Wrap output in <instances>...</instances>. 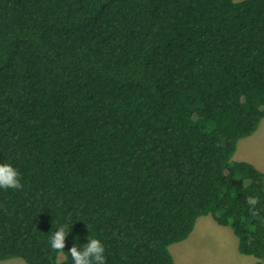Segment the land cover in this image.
<instances>
[{
	"label": "trees",
	"instance_id": "obj_1",
	"mask_svg": "<svg viewBox=\"0 0 264 264\" xmlns=\"http://www.w3.org/2000/svg\"><path fill=\"white\" fill-rule=\"evenodd\" d=\"M263 120L264 0H0V262L175 264L211 215L264 264Z\"/></svg>",
	"mask_w": 264,
	"mask_h": 264
},
{
	"label": "rangeland",
	"instance_id": "obj_2",
	"mask_svg": "<svg viewBox=\"0 0 264 264\" xmlns=\"http://www.w3.org/2000/svg\"><path fill=\"white\" fill-rule=\"evenodd\" d=\"M233 160L253 161L264 169V120L255 134L239 142ZM220 238H217L214 234L207 231L203 233L201 241L195 243L191 241L188 245L184 244L188 238L182 242L173 244L170 247V251L172 255L173 252L178 251L180 253L179 258H182L183 261L184 257L187 264H226L227 257L224 253L227 251L225 247L227 245L226 243L223 245ZM224 238L226 239V235ZM59 259H63V255H60ZM0 264H27V262L22 258H14L1 261Z\"/></svg>",
	"mask_w": 264,
	"mask_h": 264
},
{
	"label": "clouds",
	"instance_id": "obj_3",
	"mask_svg": "<svg viewBox=\"0 0 264 264\" xmlns=\"http://www.w3.org/2000/svg\"><path fill=\"white\" fill-rule=\"evenodd\" d=\"M0 189L22 190L21 174L10 164H0ZM247 203L252 207L255 215V208L258 203L256 198L249 197ZM67 224L62 225L55 231L49 241L50 248L63 255L66 247V237L70 234ZM89 242L78 248L73 246L70 249V256L74 264H106L105 247L99 239L88 238Z\"/></svg>",
	"mask_w": 264,
	"mask_h": 264
},
{
	"label": "crops",
	"instance_id": "obj_4",
	"mask_svg": "<svg viewBox=\"0 0 264 264\" xmlns=\"http://www.w3.org/2000/svg\"><path fill=\"white\" fill-rule=\"evenodd\" d=\"M250 163L254 164L256 167L264 171L259 164L256 162L250 161ZM210 232L214 234L217 238H220L221 242L226 243L227 251L224 253L227 257L226 264H256L257 259L254 256L244 255L239 251V239L234 233V231L227 226H222L218 224L215 219L211 215L202 216L197 220L195 228L191 233L190 237H188L184 244H190L191 241L193 243L201 241L203 238V233ZM226 235V239L224 238ZM173 257L175 259V264H187L186 260L183 261L180 257V253L173 252ZM230 261V262H229Z\"/></svg>",
	"mask_w": 264,
	"mask_h": 264
}]
</instances>
